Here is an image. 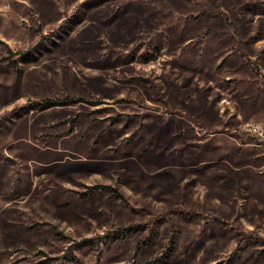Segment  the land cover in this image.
Wrapping results in <instances>:
<instances>
[{
    "label": "rangeland",
    "instance_id": "374dc122",
    "mask_svg": "<svg viewBox=\"0 0 264 264\" xmlns=\"http://www.w3.org/2000/svg\"><path fill=\"white\" fill-rule=\"evenodd\" d=\"M257 126L264 0H0V264H264Z\"/></svg>",
    "mask_w": 264,
    "mask_h": 264
},
{
    "label": "trees",
    "instance_id": "16d2710c",
    "mask_svg": "<svg viewBox=\"0 0 264 264\" xmlns=\"http://www.w3.org/2000/svg\"><path fill=\"white\" fill-rule=\"evenodd\" d=\"M80 6V5H79ZM78 7V6H77ZM78 9V8H77ZM76 9V10H77ZM73 15H75V14H73ZM37 33L41 36L40 37V41H45L44 39L45 38H48L49 36H52L51 37V40H53L54 39V37H55V35H53V34H45V33H43L42 32V30L40 29V28H38L37 29ZM2 42V41H1ZM35 46H29L27 49H25V50H20V51H18V53L19 54H22V55H26V56H28V55H30L31 53H33V52H35ZM10 53H12V51L10 50ZM88 100L86 99V98H84V97H75V96H66V97H64V98H60V99H50V98H45V99H41V100H32L31 102H30V107H31V109L32 110H39V111H42V110H45V109H48V108H51V107H53V106H58V105H60V106H64V105H70V104H73V103H80V102H85V103H88L87 102ZM28 107V106H27ZM13 113H14V115L17 117V116H22V113H24V109H23V111H20V110H14L13 111ZM177 115H179V116H185L184 115V113L183 112H177L176 113ZM2 118H4V116L2 117ZM118 119L119 118H117V117H114L113 118V124L115 123V122H117L118 121ZM106 188V186H91V187H89L88 189H89V191L88 192H90V193H92V192H94L95 190H97V189H102V188ZM114 192H115V194H116V196H117V198H120L122 201H125L126 202V200H125V198H124V196L119 192V191H116V190H113ZM220 223H223V222H220ZM131 230L130 229H128V230H126V231H123V233H122V237H124V236H126V233H128V232H130ZM137 231V228H135V227H133L132 226V232H136ZM256 242H261L260 240H257L256 238H253ZM262 243V245H263V247H264V241L263 242H261ZM264 251V250H263ZM171 253V251L170 252H167V255H169ZM166 255V256H167Z\"/></svg>",
    "mask_w": 264,
    "mask_h": 264
},
{
    "label": "built area",
    "instance_id": "2783aa9c",
    "mask_svg": "<svg viewBox=\"0 0 264 264\" xmlns=\"http://www.w3.org/2000/svg\"><path fill=\"white\" fill-rule=\"evenodd\" d=\"M251 130L256 131L257 133H259L261 136H264V129H262L261 127H253L251 128Z\"/></svg>",
    "mask_w": 264,
    "mask_h": 264
}]
</instances>
